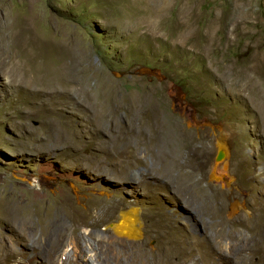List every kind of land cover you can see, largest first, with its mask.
Returning a JSON list of instances; mask_svg holds the SVG:
<instances>
[{
    "label": "rangeland",
    "instance_id": "374dc122",
    "mask_svg": "<svg viewBox=\"0 0 264 264\" xmlns=\"http://www.w3.org/2000/svg\"><path fill=\"white\" fill-rule=\"evenodd\" d=\"M0 264H264V0H0Z\"/></svg>",
    "mask_w": 264,
    "mask_h": 264
}]
</instances>
